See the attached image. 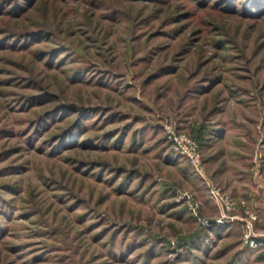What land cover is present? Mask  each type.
<instances>
[{"label": "rangeland", "instance_id": "rangeland-1", "mask_svg": "<svg viewBox=\"0 0 264 264\" xmlns=\"http://www.w3.org/2000/svg\"><path fill=\"white\" fill-rule=\"evenodd\" d=\"M253 2L0 0V264H264Z\"/></svg>", "mask_w": 264, "mask_h": 264}, {"label": "built area", "instance_id": "built-area-1", "mask_svg": "<svg viewBox=\"0 0 264 264\" xmlns=\"http://www.w3.org/2000/svg\"><path fill=\"white\" fill-rule=\"evenodd\" d=\"M167 130V138L169 140L170 146L173 150L178 152L179 154L184 155L187 160H189L190 164L194 168L196 172L202 174L203 172V160H201V152H200V145L198 144L197 139L193 136L189 135L184 131L176 132L172 129L171 126H166ZM210 197L218 203L225 213L229 212L230 210H235L238 205L233 200V198L228 193L222 192L219 187L213 185L209 186ZM186 198L189 204V207L192 209V213L195 217L198 216L197 204L191 203L190 195L186 193ZM226 214H222L221 217H218V221H222L223 218H226ZM200 222L208 225L209 222L206 219H201L199 217ZM249 243L253 246L264 244V234L260 239H256L255 236L250 235Z\"/></svg>", "mask_w": 264, "mask_h": 264}, {"label": "trees", "instance_id": "trees-1", "mask_svg": "<svg viewBox=\"0 0 264 264\" xmlns=\"http://www.w3.org/2000/svg\"><path fill=\"white\" fill-rule=\"evenodd\" d=\"M255 5H257V7H259V8H261V6L263 7L264 6V0H254V2H253ZM175 154H177V153H175ZM177 155H179V156H181L180 154H177ZM214 224H212V226L214 227V226H219L217 223H215V222H213ZM214 229V228H213Z\"/></svg>", "mask_w": 264, "mask_h": 264}, {"label": "crops", "instance_id": "crops-1", "mask_svg": "<svg viewBox=\"0 0 264 264\" xmlns=\"http://www.w3.org/2000/svg\"><path fill=\"white\" fill-rule=\"evenodd\" d=\"M237 185V184H236ZM236 185H235V187H236ZM233 187H234V185H233ZM241 188V190H242V193L241 192H237L236 194L237 195H244V194H246V192L248 191V189L249 188H246V187H244V188H242V187H240ZM231 190H233L234 191V189L232 188V186H231V188H230ZM237 191H239V190H237ZM249 191H250V189H249Z\"/></svg>", "mask_w": 264, "mask_h": 264}]
</instances>
